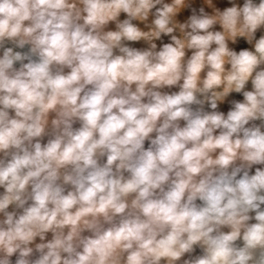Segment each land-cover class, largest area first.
I'll use <instances>...</instances> for the list:
<instances>
[{
    "label": "clouds",
    "instance_id": "9594fccd",
    "mask_svg": "<svg viewBox=\"0 0 264 264\" xmlns=\"http://www.w3.org/2000/svg\"><path fill=\"white\" fill-rule=\"evenodd\" d=\"M194 2L0 0V264H264V0Z\"/></svg>",
    "mask_w": 264,
    "mask_h": 264
},
{
    "label": "rangeland",
    "instance_id": "374dc122",
    "mask_svg": "<svg viewBox=\"0 0 264 264\" xmlns=\"http://www.w3.org/2000/svg\"><path fill=\"white\" fill-rule=\"evenodd\" d=\"M201 2H202V0H195L194 6H199ZM216 2L218 3V6L221 7V8H223L224 6H229V5H227V0H216ZM241 2H242V0H241ZM188 14H189V12L186 10L182 14L181 19L186 18ZM121 18H124L123 14H122ZM110 27L114 28V25H110ZM141 27H143V25H141ZM164 42H168V38L167 37H164ZM157 43L159 45V42H157ZM132 46H134V47H145L146 45L143 42H140V43H137V44H133ZM247 46L248 45H246L243 41H241L240 44L238 46H235V47H237V49H238L239 47H247ZM174 90H176V89H174ZM233 97L237 98V99H242V97L238 96L237 94H233ZM227 107H228L227 103L222 104L220 106L221 110H224V111L227 110ZM50 238H51V235L49 234V239ZM37 242H39V240H37Z\"/></svg>",
    "mask_w": 264,
    "mask_h": 264
}]
</instances>
